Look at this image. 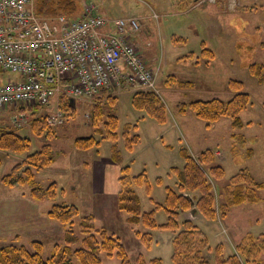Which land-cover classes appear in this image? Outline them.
<instances>
[{"label": "rangeland", "instance_id": "rangeland-1", "mask_svg": "<svg viewBox=\"0 0 264 264\" xmlns=\"http://www.w3.org/2000/svg\"><path fill=\"white\" fill-rule=\"evenodd\" d=\"M91 2L97 6L101 15L110 19L139 17L141 28L132 39L142 54L151 52L143 54L148 62L160 67L158 87L169 111L166 123L161 124L144 110L134 108L131 93L119 95L112 110L119 117V134L126 123L137 124L132 133L139 134L140 140L133 150L124 148L121 137L119 145L125 163L130 164L132 174L136 175L143 170L147 172L151 194L146 193L144 187L136 188L143 209L150 210L154 206L150 196L156 202L163 203L166 187L177 186L172 167H182L184 164L181 155L183 147L188 148L195 156H199L208 147L215 149L217 163L222 164L227 172L225 178L219 180V186L228 184L232 175L246 167L257 180L264 182V82H260L258 76L253 75L248 68L251 63L264 64V0H216L217 6L211 3L201 4L190 10L181 9L174 0H77L81 11L78 15L82 14L85 3ZM155 11L160 14L159 19L153 17ZM202 41H206L214 49L216 58L209 64H205L203 60L199 65H193V57L200 54ZM192 52L194 55L191 58H182ZM168 74H174L178 79L191 80L194 84L186 88H171L164 84ZM230 79L243 81V90L251 96V105L240 113L243 127L234 128L229 116L208 128L191 110L186 115H176L178 102L215 97L228 101L234 95L228 88ZM92 105L89 100H77L73 115L64 118L62 124L53 126L57 131L54 138L34 136L30 125L16 131L31 138V151L40 149L46 142L52 144L56 154L52 168L65 166L73 159L76 161V158L87 159L83 165L86 167L90 158L83 154L91 152V149H76L83 154L76 151L73 153V142L78 136L95 135L100 139L90 124ZM48 117H45L47 123ZM11 124L9 111L4 114L2 112L0 131L15 129ZM233 134H242L246 138L245 142H238ZM111 144L108 140H101L100 146L93 149L99 162L110 158ZM249 148L252 150L251 156L248 154ZM23 159V153L18 155L0 149V246L17 243L31 247L33 240H39L43 243L44 256H50L56 243H64L66 226L51 218L48 213L54 203H74L80 210L76 222L82 215L94 214L99 228L105 227L121 239L130 259L135 260L139 254H143L148 262L160 258L162 264H174L172 239L175 235L169 230L154 231L151 247H145L134 232L135 228H145L127 221V213L118 209L111 192L97 196L79 194L75 190L78 185L74 181L64 182V174H59L56 178L53 170L48 169L50 166L41 170L45 172L40 178L36 177L37 183L46 186L53 179H59L61 185L73 187V194L63 188L65 192L58 193L55 199L36 200L30 195V186L10 187L3 183L2 176ZM74 161L73 168L77 166ZM110 178L111 175L108 177L109 181ZM109 186L111 187H107ZM216 194L218 195L217 192ZM258 194L259 201L236 205L221 220H209L199 212L194 217L191 210L181 212L183 219L192 220L207 234L209 244L203 254L212 264H217L218 245L222 256L228 257L235 251L243 254L238 245L243 243L242 238L248 233L264 242V189L259 190ZM166 218L163 209L157 212L158 223H164ZM101 257L102 264H120L116 253L112 256L103 253ZM247 260L250 263L243 260L242 264H264V249L259 250L255 256L247 253ZM74 264H79L77 259Z\"/></svg>", "mask_w": 264, "mask_h": 264}, {"label": "trees", "instance_id": "trees-1", "mask_svg": "<svg viewBox=\"0 0 264 264\" xmlns=\"http://www.w3.org/2000/svg\"><path fill=\"white\" fill-rule=\"evenodd\" d=\"M181 9H191L200 0H174ZM208 1V0H207ZM205 1V2H207ZM35 11L43 16H55L63 13L69 17L78 16L80 8L77 0H35ZM185 41L183 37H181ZM185 54L182 58L192 57ZM216 58L213 48L202 41V49L199 55L193 57V65H199L203 60L209 64ZM189 59V58H188ZM187 59V60H188ZM250 72L257 75L260 82H264V64L251 63ZM165 85L173 88L190 87L194 84L191 80L178 79L174 74H168ZM244 82L237 79L228 81V88L234 95L228 101L220 98L196 99L191 102H178L176 115H186L191 110L195 116L205 122L206 127L229 116L234 128L243 127L240 113L247 109L252 101L249 93L243 90ZM90 114V124L95 135L78 136L73 142L75 149H94L100 146L101 140H108L111 160L120 166L118 182L120 185L117 194V207L127 213V221L132 225H142L145 230L135 228V235L147 248L151 247L154 240V231L169 230L175 236L172 239L174 264H212L203 254L208 249L207 234L192 220L183 219L182 211L201 213L209 220H221L227 217L230 209L244 202L256 203L260 200L258 191L264 189V182L259 181L249 168H242L230 177V182L225 186H219V180H223L227 174L225 167L217 163L216 151L212 147L202 150L199 156H195L188 148L181 149L184 159L182 167L173 166L172 172L177 179L175 188L166 187V196L163 203L156 202L151 196L154 207L144 210L137 187H144L149 195L152 192L151 184L146 170L134 175L131 173L130 164L125 163V157L119 145V138H123L124 148L132 151L139 142L140 135L133 134L132 130L137 124L126 123L119 134V117L113 110L119 96L115 94H99L95 97ZM64 118L72 116L76 105H72L68 98H60ZM134 108L144 110L157 122L164 124L168 120V107L163 96L157 92L140 90L132 93ZM108 109V110H107ZM36 112L33 111L32 115ZM46 114L36 115L31 122V130L34 136L51 139L57 134L55 127L46 121ZM17 129L0 131V149L9 150V153H23L22 162H16L8 173L2 176L6 185L30 186V195L36 200L55 199L58 193H64V189L56 181L49 185L37 183V173L49 167L56 158L52 144L46 142L40 149L31 151L32 140L29 136L22 135ZM238 142H245L242 134H233ZM251 156L252 150L248 149ZM216 181V183H215ZM218 193V195L216 194ZM163 209L167 218L164 223H158L157 212ZM48 215L66 226L64 243H56L50 256H44L43 243L33 240L31 247L11 243L0 246V264H74L77 259L79 264H102L103 253L120 259V264H162L160 258H154L150 262L143 254H139L135 260L130 259L125 244L119 237L109 232L105 227H98L94 214H85L79 219L80 210L74 203H54ZM239 246L243 254L233 252L228 257H223L218 249L216 252L217 264H242L248 262L247 253L254 255L264 249V242L257 240L252 233L242 238ZM263 246V247H262ZM250 263V262H248Z\"/></svg>", "mask_w": 264, "mask_h": 264}, {"label": "built area", "instance_id": "built-area-1", "mask_svg": "<svg viewBox=\"0 0 264 264\" xmlns=\"http://www.w3.org/2000/svg\"><path fill=\"white\" fill-rule=\"evenodd\" d=\"M140 28L139 17L110 19L92 2L69 17L37 14L35 0H0V115L9 111L20 129L44 113L56 126L64 122L62 97L92 102L102 93L160 94V67L132 39Z\"/></svg>", "mask_w": 264, "mask_h": 264}, {"label": "crops", "instance_id": "crops-1", "mask_svg": "<svg viewBox=\"0 0 264 264\" xmlns=\"http://www.w3.org/2000/svg\"><path fill=\"white\" fill-rule=\"evenodd\" d=\"M214 4L217 6L216 0H208L204 4ZM206 42V41H205ZM207 43V42H206ZM211 47V46H210ZM212 48V47H211ZM147 51V50H146ZM148 53L151 54V52H145L144 54ZM76 149L73 151L75 153ZM91 152L84 153L76 151L77 153L83 154V156L88 155V158H90V163L86 167L83 166L84 162L87 161V159L83 158V160H78L76 158V161L71 160L70 162H67L65 166H61L60 168H52L53 163L50 165L48 169L53 170L52 173H54L58 178L59 174H64V182L70 183V181H74L77 185L78 188L75 189L77 193L79 194H89L87 196H97V195H105L106 192H111V195L115 197V201L117 204V194L120 188L118 178H119V173H120V166L114 163L111 158H107L106 161L99 162V159H96V155L93 154V149L90 150ZM82 156V157H83ZM110 157V156H109ZM69 159V158H68ZM74 161L76 163V167L73 168V163ZM80 161V162H78ZM69 163V164H68ZM82 167V168H80ZM78 168L77 170H75ZM58 169L59 171H57ZM45 171L39 172L37 174V177L40 178L41 174H43ZM109 175H111L110 181L108 180ZM70 180V181H69ZM53 181H56L60 187L68 189L67 191H72V194L74 193L73 187H67V185L63 186L61 183H59V179H53ZM108 185H111V187H107ZM73 186V184H72ZM67 194V193H66ZM78 198L80 195H76ZM30 199V198H29ZM154 206H152L153 208ZM192 216H196V213L191 211Z\"/></svg>", "mask_w": 264, "mask_h": 264}, {"label": "water", "instance_id": "water-1", "mask_svg": "<svg viewBox=\"0 0 264 264\" xmlns=\"http://www.w3.org/2000/svg\"><path fill=\"white\" fill-rule=\"evenodd\" d=\"M69 101H70V103H72V105L75 104V100H74L73 98H71ZM195 211H196V209L194 208V209L192 210V212H195Z\"/></svg>", "mask_w": 264, "mask_h": 264}, {"label": "bare ground", "instance_id": "bare-ground-1", "mask_svg": "<svg viewBox=\"0 0 264 264\" xmlns=\"http://www.w3.org/2000/svg\"><path fill=\"white\" fill-rule=\"evenodd\" d=\"M70 100V99H69ZM31 112H33L32 110H31Z\"/></svg>", "mask_w": 264, "mask_h": 264}]
</instances>
